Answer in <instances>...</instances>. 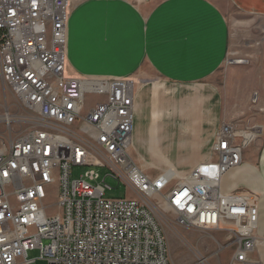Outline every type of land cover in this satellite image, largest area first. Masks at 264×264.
I'll list each match as a JSON object with an SVG mask.
<instances>
[{
	"label": "built area",
	"instance_id": "2783aa9c",
	"mask_svg": "<svg viewBox=\"0 0 264 264\" xmlns=\"http://www.w3.org/2000/svg\"><path fill=\"white\" fill-rule=\"evenodd\" d=\"M74 2L0 0V92L23 110L0 117V264H172L162 212L177 226L226 235L231 264H259V194L221 184L262 128L220 124L207 161L180 176L138 165L134 81L67 75ZM106 178L124 196L107 199Z\"/></svg>",
	"mask_w": 264,
	"mask_h": 264
},
{
	"label": "crops",
	"instance_id": "0c3cea01",
	"mask_svg": "<svg viewBox=\"0 0 264 264\" xmlns=\"http://www.w3.org/2000/svg\"><path fill=\"white\" fill-rule=\"evenodd\" d=\"M228 1L241 13L264 16V0ZM229 45L228 24L218 0H151L143 6L134 0H75L67 23V75L132 79L131 151L143 160L140 149L147 146L152 159L177 157L181 169L189 171L207 161L217 124L210 117L209 126H213L201 136L202 100L199 93H193L182 100L181 129L172 133L162 120L178 107L166 104L165 94L156 87H148L147 72L163 82L187 88L218 70ZM135 74L138 82L133 78ZM257 92L255 103L264 105V77ZM155 109L160 113L156 114ZM258 123L262 128L260 137L245 150L241 165L223 177L221 188L224 193L246 189L259 194L256 234L262 241L253 258L264 264V115ZM172 145L183 154H167Z\"/></svg>",
	"mask_w": 264,
	"mask_h": 264
},
{
	"label": "rangeland",
	"instance_id": "374dc122",
	"mask_svg": "<svg viewBox=\"0 0 264 264\" xmlns=\"http://www.w3.org/2000/svg\"><path fill=\"white\" fill-rule=\"evenodd\" d=\"M218 1L228 24L230 45L225 58L231 63L225 65L222 62L218 70L209 78L194 85H188L187 88L163 82L147 72L150 80L148 87H156L159 92L165 94L163 97L166 104L174 105L175 103L174 106L178 107V110L170 111L171 116L162 120L169 124L172 133L181 129L180 116L184 113V110L181 109L182 100L192 97L193 93H199L200 100H202L200 110L203 119L201 120L203 122L200 121L201 129L204 132V134L201 133L202 137L213 126H209L210 117L215 120L216 126L219 128L222 123L259 124V118L264 115V105H260V102L259 104L255 103L256 93H258L257 85L264 77V32H262L264 16L241 13L228 0ZM134 2L143 6L150 3L151 0H134ZM133 78L136 82L139 81L137 74ZM160 95L157 96L160 97ZM155 98L156 96L153 97V100L156 104L155 108H157L158 102L155 101ZM6 110L11 114L23 113L9 91L0 92V117ZM155 110L156 114L160 113L159 109ZM149 113L151 111L148 112V116ZM155 118H160V116L156 115ZM3 129V125L0 124V131L2 132ZM164 144L167 145V143ZM172 147L166 151L167 154H183V151L180 152L181 149H177L176 145H172ZM140 151V155L145 160L135 155L137 152L134 150L131 151L134 154V161L151 173L159 170H174L180 176L182 173L188 172L182 170V166L178 165L180 159L177 157L165 156L163 160L152 159L147 152V146L141 148ZM205 154L203 152V155ZM80 172V170L74 169L72 176L76 177ZM105 183L111 188L105 192L107 199L124 196L125 187L118 184L116 180L106 178ZM158 217L161 219V223L166 224L163 225V229L172 264H231L234 245L223 233H206L177 226L173 216L165 212H162V215H158ZM27 255L29 259H38L39 257L37 251H30ZM32 264H47V262L37 260Z\"/></svg>",
	"mask_w": 264,
	"mask_h": 264
},
{
	"label": "bare ground",
	"instance_id": "6f19581e",
	"mask_svg": "<svg viewBox=\"0 0 264 264\" xmlns=\"http://www.w3.org/2000/svg\"><path fill=\"white\" fill-rule=\"evenodd\" d=\"M239 63V62H238Z\"/></svg>",
	"mask_w": 264,
	"mask_h": 264
}]
</instances>
